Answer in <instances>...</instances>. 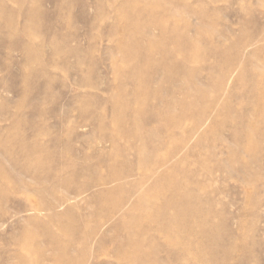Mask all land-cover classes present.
Here are the masks:
<instances>
[{"label": "rangeland", "instance_id": "rangeland-1", "mask_svg": "<svg viewBox=\"0 0 264 264\" xmlns=\"http://www.w3.org/2000/svg\"><path fill=\"white\" fill-rule=\"evenodd\" d=\"M15 1L1 0V4H3L6 10L2 20L7 21L8 19H12L15 23L13 29L10 27L1 29L0 36L1 147L3 144H10L11 147H14L21 138L35 141L34 129L43 130L46 136L43 134L38 141L42 145L45 144V148L48 149L42 156L43 160H48L49 156H51L48 160L51 163L45 168L47 171L49 168L54 170L62 164L61 166H63L64 170L61 177L68 179L70 190L72 191H76L82 186H92L100 180L107 179L113 169L124 175H127L126 172H128L129 183L121 188L124 190H121L116 198L122 200L124 205L127 204L128 208H132L138 200L136 195L139 196V192H137L138 190L135 186L145 171L142 167L144 154L137 150L141 145L140 140L129 141L125 138L120 139V134L118 133L124 132L129 134V130L132 129L136 121L142 122V125L146 126V129L147 127L148 129H152V126L157 127L159 123L155 121L153 114L160 106L159 97L171 94L166 89V85L164 87L160 85L159 87L158 82H154L152 84L154 92H150L152 97L148 98L147 95L143 94L140 97V100L142 99L141 102H143L140 106L136 105L133 109L127 106V104L135 103L134 89L136 84L139 85L141 81L146 79L152 80L150 77H153L155 81H159L155 76L148 75V72H139L141 69H138L139 66L137 64H139L140 59L126 56L119 50V47L124 44H128L131 48L135 47V43L126 40L130 33L127 32L129 30L127 18L121 10H131L133 5L129 4V0H23L25 4L19 6ZM145 1L148 0H136V3L142 4ZM158 1L164 2L163 0ZM240 1H179L181 11H183V15L181 16H183L184 21L177 22V28L188 39H194L193 46L198 49L195 48V57L197 58V55H199V60L194 59L195 62L191 66L193 69L185 65V55L179 52L176 46H173L169 35H166V37L162 36L159 28L153 30V34L157 40L155 46H153L155 47V59H161L160 54L163 49L167 48L170 52L172 49V55L169 52L170 59L167 63L170 66V68L167 66L169 71H172H170L171 74L174 73L177 76L180 74L179 71H183V73L187 72L190 75L192 71V75L194 74L195 78L198 75L196 79H198L199 84L202 86L204 84V94L202 93L204 97L198 95L197 99L193 101L194 108L192 111L194 112H191L193 114H190L186 118L189 122L186 119L175 120V122L173 118V120L167 119L166 121H162L161 125L171 127L177 124L178 121L182 124L183 128L191 129L197 124V121L199 122V118L203 116L202 112L205 107L206 111L208 110L205 116H211L207 123L208 125L213 122L217 114H220L215 121L216 124H214L209 132H206L205 129L202 131L203 137L201 136V139L205 140V144L202 139L201 144H198L196 147L195 141H192L189 144L190 149H187V147L181 148L180 152L176 153V147L181 142L180 134L174 135L175 141L171 145L158 146V140L153 139L150 141V144L157 148L156 155L153 158L154 161H157L155 165L157 163H159V166L163 165L162 170L173 168L174 162L177 160H182L183 162L182 166L178 167V169L175 168L177 170H173L174 172L176 171V175H172V183H180L178 184L180 187H175V183L172 184L170 182L171 186L166 193L169 197L165 194L160 200L191 201L195 199L194 196L199 197L198 200H203L201 207L204 212L202 216L207 223L206 229L197 224L194 227L199 231L195 228H192V231H190L191 225L194 222L191 217H187L186 219L183 217L184 219L182 218L180 223L170 222L168 217L174 213L172 210H169L172 213L168 212L169 214L167 213L166 215L156 212L151 213L154 217L149 213L143 215L141 212L137 213L136 211V213L134 212L131 215L133 219L128 218L130 216L118 213L112 216L113 220L115 219L113 221L109 217L110 215H108L113 209L110 202L108 204L106 202L92 203L89 201L91 200L90 196L92 192L97 190L94 188H91L87 194L75 199L79 201L68 202V204L60 209L59 212L70 210V214L65 217H59L61 218L59 222L57 217H49L47 213H35L31 210L32 204L41 199L39 192L37 193L36 191L38 190L37 188H43L42 185H33L34 181L32 177L34 174L32 172H27L25 175V181H30V184H32L31 186L29 185V189L17 191L16 184L19 179V170H23V165H25L24 161L19 160L18 163L20 164L15 168L17 171H15L16 173L14 171L10 173L9 181L0 177V264H57V259L65 260V263L64 261L61 262L62 264H129L126 261L120 262L117 259L115 241L120 243L126 232L128 230L130 232L131 227L134 230L132 233H135L134 235L132 234L133 242H136V245L143 242L139 245L144 247V256L146 254L147 260L142 264H264V121L262 119L264 118V116L262 117L264 115V99L263 101L260 99L264 95V69L262 70L264 58H246L243 52H241V40L239 38L241 39L242 28L240 26L243 27V13ZM34 5L40 10V14L37 17L39 29L38 31L31 29L30 36L27 37L23 35V30L31 17ZM161 6L159 4L156 8L159 15L163 13V7ZM262 12H264L263 9L257 13V17L260 21V26L264 28V13ZM203 20L205 23L202 22ZM167 24L172 25L170 22ZM251 24L249 22L250 27L252 26ZM196 31L199 33L198 37L194 36ZM195 42L198 43L196 44ZM142 48L143 53L141 55L145 57V52L150 47L147 45V42H144ZM55 49L63 50L65 55L63 57L53 56ZM199 49H201L200 51L203 54L201 52L199 54ZM74 50H76V53ZM217 52L218 54H215ZM221 53L224 55L222 56ZM241 53L244 58L240 55ZM204 54L208 55V57ZM157 55L160 56L158 57ZM81 63L83 64L81 65ZM212 64L216 67H212ZM257 65L259 69L256 68ZM210 67L211 71L208 70ZM230 67L233 72L230 70ZM197 68L200 69L198 70L200 72L197 71ZM220 69L225 72L224 77L221 74L223 71H219ZM176 70L177 73H175ZM138 72L143 74L141 75ZM213 72L215 75L212 74ZM136 73L138 74L137 76ZM183 73L181 74L183 75ZM134 75L135 78L131 77ZM220 77L224 82H222ZM78 83L82 84L79 85ZM221 85H223L222 88ZM247 88L249 89L248 91ZM48 94L52 95L48 96ZM41 95L45 97L42 98ZM247 95L249 96L247 97ZM203 98L206 100H203ZM217 102H219V106H217ZM254 102L257 107L254 105ZM213 105L217 109L216 107H212ZM135 108L137 110L140 109V111H137ZM227 110L231 113L229 114ZM260 114L261 116H259ZM66 118H69V120ZM249 119H252V121H248ZM247 121L250 124V128L254 130L251 141L253 143L255 141L254 145L252 144L255 153L249 155L251 157L254 156L257 160L255 161L254 159L251 162V157L247 153L244 154L243 159L252 163L250 175H259L261 173V180L256 179L252 183L247 182L244 178L245 176L225 172L221 166L222 161L228 160V148L232 146L233 149L239 152L234 145L235 139L233 138V133L239 131V135L242 138L239 136L238 140H241V143L244 142L245 146L249 145L247 141L248 137L244 135L246 134L244 132L246 131L245 126ZM238 124L240 125L239 127L237 126ZM220 126L224 127L221 128ZM260 130L261 132L257 133ZM218 136L222 140H217L216 137ZM111 137L114 138L112 139ZM182 151L189 154L184 155ZM47 153L50 154L48 155ZM174 153H176V156L172 157ZM0 156L1 162H4L3 165L6 164L5 166L7 167L12 166V161L5 157L6 155L3 151H1ZM177 157L178 159H176ZM184 158L186 159L183 160ZM179 169L181 170L179 171ZM207 169H209L210 173ZM151 171L147 172L148 175L151 174ZM201 171H205V173ZM41 175L45 177V171H41ZM150 180L147 183L152 184L154 179L151 178ZM188 181H191V184ZM52 182H55V180L53 179ZM186 183L192 185V187L184 185ZM147 185L145 184V186ZM48 186L44 187L48 188ZM133 188L135 189L133 190ZM177 188L180 191H175ZM208 188H211L210 191L207 190ZM204 190L209 196L203 193ZM5 195L8 197L7 199H5ZM58 195H63L62 191H59ZM170 195L175 198H172ZM131 196L133 197L132 199ZM164 201L162 200V203ZM158 202L161 204V201ZM107 204L109 205L108 207L106 206ZM31 218L39 220L33 222ZM55 218L58 220H53ZM125 219H128V221H124ZM166 220H168V225L165 223ZM121 221L128 223L127 228L121 226ZM129 222L132 223L129 224ZM184 222L188 226L184 225ZM105 223L107 224L105 225ZM153 224L158 226L155 227ZM161 225H165V228ZM163 228L165 230L168 228L169 230L165 232ZM185 232L186 234H181ZM204 232L209 234L207 235L208 237L204 235ZM144 234L148 236L146 237ZM199 235L200 237H198ZM204 239H208V241H204ZM105 241L107 243H104ZM212 241L217 246L213 245ZM216 241L218 242L216 243ZM189 242L193 244L192 247L195 246L196 248L191 252V256L186 258L185 250L187 246L185 245H188ZM208 246L213 247V249L210 250ZM65 247L67 248L66 250ZM217 249H220V251ZM62 252L65 254V258H63Z\"/></svg>", "mask_w": 264, "mask_h": 264}, {"label": "bare ground", "instance_id": "bare-ground-1", "mask_svg": "<svg viewBox=\"0 0 264 264\" xmlns=\"http://www.w3.org/2000/svg\"><path fill=\"white\" fill-rule=\"evenodd\" d=\"M164 2L161 3L159 2L158 0H148V1H145L144 3H136V0H129L128 2H130L129 4L133 5V8L131 10H122V13L124 14V16L127 18V21H128V31L130 33L128 39H126L127 41H131L133 43H135V47L131 48L128 44H124L122 46L119 47V50L126 56H133V58L135 57L136 59H140V62L139 64H137L139 66V72H148V75L151 74V76H155L157 78V80L159 79V81H155L153 77H150V79L152 80H149V79H146L144 81H141V83L138 85L136 84L135 85V89H134V101L135 103L134 104H127V106L130 108V109H133L134 107L137 106H140V104H142L143 102H141L140 100V97H142L143 94L147 95L148 98L152 97L151 93L153 90H152V84H154V82H158L157 84H159V87L160 85H162V87H164L166 85V89L171 93L170 95H166L165 93V97H159V103H160V106L159 108L157 109V111L153 114V117L155 119V121H157L158 126L157 127H153L152 126V129H146V126L142 125V122H134L133 126H132V129L129 130V134H126L124 132H121V133H118L120 134L119 135V138H125L126 140H129V141H136V140H140L141 141V145L140 147L137 148L138 151L140 152H143L144 154V158H143V163H142V167L144 168V173L143 175L141 176V178L139 179V182L136 184V188H137V192H139V196H137L136 194V197H138V200L134 203V205L132 206V208H128L127 207V204L124 205L123 201L122 200H119L118 198H116V196H118V194H120V191L121 190H124V189H121L123 186H125L128 182V178H129V173L126 172L127 175H124L122 174L121 172H118L116 171L115 169H113L111 171V173L109 174L108 178L107 179H103V180H100L96 183H94L92 186H87V187H81L79 189H77L76 191L75 190H70V186H69V181L67 178H62L61 175H62V172H63V166H58L56 167L54 170L50 169L47 171V168L49 166V158L51 156H49L48 160H43V154L45 152H47L48 149L45 148V144H41L39 143V138L41 136H43V134L45 135V131L43 130H36L34 129V140L33 141H30V139H26V138H21L19 139V141L17 142V144L14 146V147H11L10 144H3V146L1 147V137H0V153L1 151L4 152V154L6 155L5 157L6 158H9L11 161H12V166L10 164L11 167H7L5 166L6 164L3 165L4 162H1L0 160V177L4 178L5 180H8L10 179V173H13V171H17L15 168L16 166H18L20 163L19 160L21 161H24L25 165H23V170H19V179H18V183L16 184L17 185V191H21V190H27L29 189V187L32 185L30 184V181H25V175L27 172H32V174H34V176L32 177L33 178V181H34V184L33 185H42L43 188H37L38 190L37 193L39 192V196H40V200L34 202V204H32L31 206V210L35 213L37 212H41V213H47L49 215V217H57L59 219V222H60V219L59 217H65L67 215L70 214V210H67L65 212H59L60 209H62L66 204H68V202H76V201H79V200H75L77 198H80L82 195L84 194H87V192H89V190L91 188H94V189H97L96 191H93L92 192V195L90 196V199L89 200L90 202L92 203H101V202H106L109 204V202L112 204H110L112 206V211L108 213V215H110L109 217L112 218V216L118 214V213H122V215L124 216H130L128 218H131L133 219V217H131V215L134 214V212L137 213L138 212H141L143 215L144 214H151V213H161L163 215H166L169 210H172L174 211L173 214H170V216L168 217L170 220V222H175V223H180L182 218L185 217V219L187 217H191L193 218L194 222L192 223L191 225V230L192 231V228H195L194 225H200L202 227H206L207 226V223L205 222L202 214L204 213L202 211V204H203V200H198L199 197H195V199L191 200V201H188V200H165L164 199H161L168 191H169V188L171 186V183H172V175L175 174V172L173 170H177L178 167L182 166L183 165V162L182 160H177L174 162V165H173V168L171 169H161L163 167V165H160L159 166V163H157L155 165V162L157 161H154V157L156 155V152H157V148L153 147L151 144H150V141H152L153 139H156L158 140L159 142V145L158 146H166V145H171L172 143H174L175 141V136L177 134H180L181 136H179L181 138V142L179 143V146L176 147V153L180 150L181 148H185L187 147V149H190V146L189 144L192 142V141H195L194 144L195 146L197 147V145L201 144V136H202V131H204V129L206 130V132H209L210 129L214 126V124H216V119L217 117H219L220 114H217V116H215V119L213 120V122H211L210 125H208V121L210 119V115L209 116H205L206 112V107L204 108L203 110V116H201L199 118V122L197 121V124L191 128V129H187V128H183L182 124H180L178 121H177V124H174L172 125L171 127H164L161 125L162 121H166L167 119H172L174 118V121L175 120H184L186 119L187 117H189V115L191 114V112H194L192 111V109L194 108L193 107V101L196 100L197 96L198 95H201L203 96V86L199 84V81H197L198 79H196L198 77V75L196 76H193L192 75V71H191V74L188 75L187 72H184L183 71H179L180 74H178L176 76V74H171V72L169 71L168 67L170 68L169 65H167L169 59H170V56L169 54L172 52V49H171V52L169 51V49H163L162 50V53L160 54L161 55V59L160 60H156L155 59V44H156V39H155V36L153 34V30L155 28H159V31L162 33V36H165L166 35H169L171 40H172V43H173V46H176L178 49L179 52L183 53V55H185L184 57L186 58L184 61H185V65L192 68V63L195 62L196 59H198L199 55H197L198 57L196 58L195 55H196V49L194 48L193 46V42H194V39H188L186 37V35H184L183 33H181L178 28H177V22L179 21H184V18L183 16V11H181V5H180V0H163ZM19 6H23L25 3V1L23 0H16L15 1ZM216 2V1H215ZM242 3V6H241V11L243 13V27L240 26L242 28V31H241V39L239 38V40H241V49L244 54V56L246 58H264V28L260 26V21L257 17V13L261 11V9L264 10V0H241L240 1ZM162 5L161 7H163L162 9V14L159 15V13H157L156 11V8H157V5ZM32 6V5H31ZM188 6V5H187ZM34 9H33V12L31 14V17L27 23V25H25V28L23 30V35L25 36H30V30H34V31H38L39 29V22H37V17L39 16L40 14V10L37 9V6L34 5L33 6ZM192 8V7H191ZM186 9V8H185ZM5 9H4V6L3 4H1V0H0V36H1V29H7L8 27L12 28L14 27L15 23L12 19H8L7 21H3V17L5 15ZM187 13V12H186ZM264 13V12H262ZM260 14V13H259ZM261 15V14H260ZM203 16V15H202ZM259 16V15H258ZM264 19V17H263ZM188 20V19H187ZM172 23V25H169L167 24L168 22ZM194 21V20H193ZM202 22L205 23V21L203 20ZM249 22L252 23L251 27L249 26ZM194 23V22H193ZM240 23V24H242ZM205 25V24H204ZM64 26V25H63ZM211 27V26H209ZM189 30V28H187ZM15 30V29H14ZM13 30V32H14ZM127 30V28H126ZM186 31V30H185ZM15 33V32H14ZM194 34V33H193ZM198 32L196 31L195 35L196 37H198ZM188 35V34H187ZM7 36V35H6ZM40 36V35H38ZM37 36V37H38ZM59 36V35H58ZM128 36V35H127ZM190 36V34H189ZM160 37V36H159ZM202 37V36H201ZM62 38V37H61ZM70 38V37H69ZM40 39V37H39ZM67 39V38H65ZM196 39V38H195ZM214 39V38H213ZM71 40V39H70ZM77 40V39H76ZM197 40V39H196ZM225 40V39H224ZM68 41V40H67ZM227 41V40H225ZM64 42V41H63ZM146 43L147 42V45L150 47L148 50H146V58L143 57L141 54L143 53V48H142V44L143 43ZM171 42V41H170ZM128 43V42H127ZM163 43V42H162ZM196 43V42H195ZM198 43V42H197ZM196 43V44H197ZM202 43V42H201ZM200 43V44H201ZM33 44V43H32ZM217 44V43H215ZM214 44V45H215ZM79 45V44H78ZM138 45V47H136ZM164 45V44H163ZM199 45V44H198ZM212 45V44H211ZM218 45V44H217ZM238 46V45H237ZM236 46V47H237ZM240 46V45H239ZM41 47V46H40ZM94 47V46H93ZM170 47V46H169ZM175 47V48H176ZM36 48V46H35ZM76 48V47H75ZM174 48V50H175ZM215 48V46H214ZM217 48V47H216ZM239 48V47H238ZM237 48V50H238ZM39 49V48H38ZM37 49V50H38ZM160 49V48H159ZM220 49V48H218ZM40 50V49H39ZM198 50V49H197ZM201 49H199V54L202 53V51H200ZM212 50V49H211ZM216 50V49H215ZM224 50V49H223ZM75 53H76V50H74ZM73 51V52H74ZM84 51V50H83ZM83 51H81V53H83ZM145 51V50H144ZM217 51V50H216ZM229 51V50H228ZM239 51V50H238ZM170 52V53H169ZM177 52V51H176ZM201 52V53H200ZM240 52V51H239ZM39 53V52H38ZM78 53V52H77ZM174 53V52H173ZM205 53V52H204ZM211 53V51H210ZM40 54V53H39ZM72 54V52H71ZM179 54V53H178ZM203 54V53H202ZM212 54V53H211ZM214 54V53H213ZM215 54H218L215 53ZM214 54V55H215ZM220 54V53H219ZM222 54V53H221ZM243 54L241 53L240 55H242V58L243 57ZM38 55V54H37ZM64 51L62 50H54V53H53V56H56V57H59V56H64ZM159 55V56H160ZM172 55V53H171ZM176 55V54H175ZM206 55V54H204ZM224 54H222L223 56ZM26 56V55H25ZM40 56V55H38ZM81 56V54H80ZM158 56V55H157ZM158 56V57H159ZM208 57V55H206ZM211 56V55H210ZM180 57V56H179ZM216 57V55H215ZM214 57V58H215ZM35 58V57H34ZM129 58V57H127ZM134 58V59H135ZM181 58V57H180ZM179 58V59H180ZM202 58V57H201ZM219 58V57H218ZM30 59V58H29ZM66 59V58H65ZM177 59V57H176ZM195 59V60H194ZM205 59V57H204ZM217 59V58H215ZM220 59V58H219ZM68 60V59H67ZM144 60V61H143ZM174 60V59H173ZM199 60V59H198ZM201 60V59H200ZM202 61V60H201ZM205 61V60H203ZM233 61V60H232ZM236 62V60H234ZM55 62V61H54ZM173 62V61H172ZM220 62V61H219ZM66 63V62H65ZM171 63V62H170ZM197 63V62H196ZM195 63V64H196ZM200 63V62H199ZM215 63V62H214ZM226 63V62H225ZM28 64V63H27ZM68 64V63H67ZM79 64V63H78ZM83 63H81L82 65ZM173 64V63H172ZM180 64V63H179ZM194 64V65H195ZM234 64V63H233ZM56 65V64H55ZM176 65V64H175ZM197 65V64H196ZM227 65V64H226ZM168 66V67H167ZM215 66L212 64V67ZM26 67V66H25ZM53 67V66H52ZM56 67V66H55ZM176 67V66H175ZM182 67V65H181ZM194 67V66H193ZM216 67V66H215ZM79 68V67H78ZM173 68V67H172ZM257 69H259V66L257 65L256 66ZM53 69V68H52ZM177 69V68H175ZM180 69V68H178ZM193 69V68H192ZM218 69V67H217ZM216 69V70H217ZM235 69V67H234ZM264 69V67L262 68V70ZM24 70V69H23ZM28 70V69H27ZM26 70V71H27ZM41 70V69H40ZM39 70V71H40ZM173 70V69H172ZM185 70V69H184ZM187 70V68H186ZM200 70L197 68V71ZM208 70H212L211 67L210 69ZM230 70L233 72V70L231 69L230 67ZM238 70V69H237ZM236 70V72H237ZM219 71H223V70H219ZM28 72V71H27ZM137 72V71H136ZM138 72V73H139ZM190 72V70H189ZM194 72V71H193ZM200 72V71H198ZM262 72V71H261ZM25 73V72H24ZM175 73H177V70L175 71ZM183 73V75L181 74ZM220 73V72H219ZM218 73V74H219ZM224 71L221 73L223 74L222 76L224 77ZM40 74V73H39ZM47 74V73H46ZM141 74V73H139ZM143 74V73H142ZM141 74V75H142ZM209 74V73H208ZM213 75L214 72L212 73ZM227 74V73H226ZM232 74V73H231ZM235 74V73H234ZM27 75V74H26ZM138 74L136 73V76ZM139 75V76H141ZM145 75V74H144ZM143 75V76H144ZM175 76V77H174ZM212 76V75H211ZM219 76V75H218ZM233 76V75H232ZM131 77H134L135 78V75L134 76H131ZM147 77V76H146ZM84 78V77H83ZM211 78V77H209ZM221 78V77H220ZM219 78V79H220ZM53 79V78H52ZM88 79V78H87ZM127 79V78H126ZM125 79V80H126ZM132 79V78H131ZM139 79V78H138ZM215 79V78H214ZM240 79V78H239ZM50 80V79H49ZM56 80V79H55ZM128 80V79H127ZM141 80V79H139ZM137 80V81H139ZM200 80V79H199ZM213 80V79H212ZM216 80V79H215ZM214 80V81H215ZM222 80V78H221ZM80 81V80H79ZM89 81V79H88ZM201 81V80H200ZM218 81V80H217ZM1 82V81H0ZM55 82V81H54ZM84 82V81H83ZM222 82H224L222 80ZM222 82H220L222 84ZM52 83V82H50ZM86 83V82H85ZM133 83V82H132ZM218 83V82H217ZM216 83V86L218 87ZM48 84V83H47ZM45 84V85H47ZM79 84V83H78ZM82 84V83H81ZM79 84V85H81ZM54 85V84H53ZM223 85H221V88H222ZM50 87V86H48ZM47 87V89H48ZM51 88V87H50ZM53 88V87H52ZM158 88V87H157ZM46 89V90H47ZM144 91H143V90ZM162 89V88H161ZM215 89V88H214ZM217 89V88H216ZM259 89V88H258ZM41 90V89H40ZM45 90V89H43ZM42 90V91H43ZM53 90V89H52ZM132 90V89H131ZM160 90V89H159ZM212 90V89H211ZM220 90V89H218ZM249 89L247 88V91ZM263 90V89H262ZM48 91V90H47ZM46 91V93H47ZM207 91V90H206ZM51 92V91H50ZM48 92V93H50ZM133 92V91H131ZM154 92V91H153ZM162 92V90H161ZM251 92V91H250ZM255 92V91H254ZM44 93V92H43ZM45 93V94H46ZM53 93V92H52ZM203 93V94H202ZM207 93V92H205ZM263 93V91H262ZM164 94H162L164 96ZM178 94V95H177ZM249 94V93H248ZM255 94V93H254ZM253 94V95H254ZM49 95H52V94H48ZM144 95V96H145ZM161 95V94H160ZM251 95V94H249ZM247 95V97L249 96ZM48 96H46L48 98ZM81 96V95H80ZM132 96V95H131ZM208 96V95H207ZM216 96V95H214ZM219 96V95H218ZM40 97V96H39ZM42 97V95H41ZM45 96H43L42 98H44ZM204 97V96H203ZM253 97H256V96H253ZM258 97V96H257ZM46 98V99H47ZM83 98V97H82ZM80 98V99H82ZM206 98V97H205ZM203 98V100L205 99ZM78 99V98H77ZM145 99V98H144ZM156 99V97H155ZM216 99V97H215ZM262 101L264 99V95L260 98ZM149 100V99H148ZM206 100V99H205ZM218 100V99H217ZM221 100V99H220ZM40 101V100H39ZM77 101V100H76ZM79 101V99H78ZM84 101V100H83ZM147 101V100H145ZM144 101V102H145ZM199 101V100H198ZM214 101V100H213ZM256 101V100H255ZM81 102V100H80ZM141 102V103H140ZM157 102V101H156ZM253 102V101H252ZM40 103V102H39ZM133 103V102H132ZM219 102H217L218 104ZM221 103V102H220ZM198 104V103H197ZM254 105H255V102H254ZM258 105V104H257ZM85 106V105H84ZM125 106V105H124ZM199 106V104H198ZM206 106V105H205ZM209 107V105H207ZM211 106V105H210ZM219 106V104L217 105ZM221 106V105H220ZM223 106V105H222ZM229 106V105H228ZM256 106V105H255ZM255 106H254V109H255ZM260 106V105H259ZM141 107H144V106H141ZM146 107V106H145ZM212 107H216V106H212ZM225 107V106H224ZM232 107V106H230ZM252 107V106H251ZM257 107V106H256ZM263 107V106H262ZM157 108V107H156ZM179 109L178 113H177V110ZM199 108V107H198ZM220 108V107H219ZM261 108V107H260ZM136 109V108H135ZM214 109V108H213ZM217 109V107H216ZM221 109V108H220ZM223 109V108H222ZM227 109V108H226ZM225 109V111H226ZM253 109V108H252ZM40 110V109H39ZM137 110V109H136ZM155 110V109H153ZM262 110V109H261ZM263 110H264V107H263ZM137 111H140V109H138ZM151 111V110H150ZM215 111V110H213ZM252 111V110H251ZM250 111V112H251ZM256 111V110H255ZM260 111V110H259ZM218 112V111H217ZM227 112L229 113V111L227 110ZM254 112V111H253ZM257 112V111H256ZM134 113V112H133ZM231 113V112H230ZM229 113V114H230ZM255 113V112H254ZM259 113V112H257ZM256 113V114H257ZM262 113V111H261ZM264 113V112H263ZM137 114V113H136ZM193 114V113H192ZM191 114V115H192ZM250 114V113H249ZM0 115H1V105H0ZM135 115V114H134ZM258 115V114H257ZM137 116V115H136ZM243 116V115H242ZM256 116V115H255ZM254 116V117H255ZM261 116V114L259 115ZM264 115H262L263 117ZM138 117V116H137ZM136 117V118H137ZM199 117V116H198ZM244 117V116H243ZM247 117V116H246ZM261 117V118H262ZM100 118V117H99ZM98 118V120H99ZM120 118V117H119ZM139 118V117H138ZM193 118V117H192ZM225 118V117H224ZM248 118V117H247ZM39 119V118H38ZM69 120V118H66ZM191 119V118H190ZM195 119V118H194ZM193 119V120H194ZM198 119V118H196ZM263 121H264V118H262ZM101 120V119H100ZM103 120V119H102ZM188 119H186L187 121ZM192 120V121H193ZM195 121V120H194ZM218 121V120H217ZM220 121V120H219ZM248 121H252V119L248 120ZM246 122V126H245V129L246 131L244 133L245 136L247 135L248 137V142H249V145L248 146H245L244 142L241 143V140L239 141L238 138H239V134L240 132H236V133H233V138L235 139V142H234V145L235 147H237L238 151L233 149V147L229 146L230 148H228L227 151H229V157H228V160L227 161H222L221 163V166L222 168L225 170V172H229V173H235V174H238V175H242L245 180L247 182H250L252 183L253 181H255L256 179L259 180L260 179V174L259 175H250V166L252 165V161H255L257 160L254 156H250L252 155V153H255L253 151V145L255 143H253V141H251L252 139V136L254 134V130L250 128V124H248L249 122ZM262 121V120H261ZM153 122V121H152ZM151 122V123H152ZM176 122V121H175ZM189 122V121H187ZM222 122V120H221ZM28 123V122H27ZM33 123V122H32ZM186 123V122H185ZM195 123V122H194ZM191 124V123H190ZM254 125V123H252ZM34 125V124H32ZM97 125H99V123H97ZM102 125V124H101ZM154 125V124H153ZM256 125V124H255ZM261 125V123H260ZM259 125V126H260ZM30 126V125H29ZM122 126V125H121ZM238 127L240 126L239 124L237 125ZM242 126V125H241ZM48 127V126H47ZM191 127V126H190ZM219 127V125H218ZM221 127V126H220ZM224 127V126H223ZM221 127V128H223ZM226 127V126H225ZM257 127V126H256ZM189 128V127H188ZM228 128V127H227ZM226 128V129H227ZM108 129V128H107ZM116 129V128H115ZM114 129V130H115ZM120 129V128H119ZM20 130V128H19ZM242 130V129H241ZM259 130V129H258ZM262 130V129H261ZM258 131L257 133L261 132ZM11 131V130H10ZM29 131V130H28ZM33 131V130H32ZM116 131V130H115ZM122 131V130H121ZM257 131V130H256ZM263 131V130H262ZM21 132V131H20ZM31 132V131H30ZM100 132V131H98ZM232 132V131H231ZM95 133V131H94ZM110 133V132H109ZM115 133V132H114ZM116 134V133H115ZM219 134V133H218ZM222 134V132H221ZM262 134V133H261ZM16 135V134H15ZM175 135V136H174ZM242 135V134H241ZM46 136V135H45ZM105 136V135H104ZM107 136V135H106ZM244 136V137H245ZM256 136V135H255ZM48 137V135H47ZM118 137V136H117ZM203 137V136H202ZM222 137V136H221ZM241 137V136H240ZM243 137V138H244ZM16 138V137H15ZM60 138V137H59ZM112 139L114 137H111ZM242 138V137H241ZM255 138V137H254ZM12 139V138H11ZM117 139V138H116ZM217 140H222L219 136L216 137ZM231 139H232V136H231ZM233 139V140H234ZM261 141V139H259ZM38 141V142H37ZM202 141H204V144H205V140L203 139ZM207 141V140H206ZM13 142V141H12ZM258 142V141H257ZM11 143V142H10ZM49 143V142H48ZM59 143V142H58ZM223 143V142H222ZM15 144V143H14ZM248 144V143H247ZM253 144V145H252ZM63 145V144H62ZM16 147V148H15ZM174 147V146H173ZM209 147H211L209 145ZM255 147V146H254ZM72 148V147H71ZM252 148V149H251ZM257 148V147H256ZM2 149V150H1ZM66 149V148H65ZM166 149V148H165ZM206 149V148H205ZM211 149V148H210ZM71 150V149H69ZM186 150V149H185ZM259 150V149H258ZM183 152V151H182ZM187 152V151H186ZM192 152V151H191ZM196 152V151H195ZM262 152V151H261ZM69 153V152H68ZM67 153V154H68ZM176 153L172 154L174 156H176ZM184 153V152H183ZM193 153V152H192ZM198 153V152H197ZM200 153V152H199ZM250 154L249 157H251V162H247L243 159V156L244 154ZM48 154V153H47ZM46 154V155H47ZM50 154V153H49ZM48 154V155H49ZM73 154V153H71ZM70 154V155H71ZM187 155L189 153H184V155ZM195 154V153H193ZM213 154V153H212ZM142 155V154H141ZM196 155V154H195ZM247 155V156H248ZM73 156V155H72ZM182 156V155H180ZM179 156V157H180ZM190 156V155H189ZM188 156V157H189ZM199 156V155H198ZM226 156V155H225ZM246 156V155H245ZM261 156V155H260ZM1 157V156H0ZM54 157V156H53ZM58 157V156H57ZM75 157V156H74ZM185 157V156H183ZM187 157V158H188ZM258 157V155H257ZM4 158V159H6ZM46 158V157H45ZM141 158V157H140ZM247 158V157H246ZM47 159V158H46ZM61 159V158H60ZM72 159V158H71ZM178 159V157L176 158ZM182 159V158H181ZM186 158H184L183 160H185ZM200 159V158H199ZM212 159V158H210ZM209 159V160H210ZM216 159V158H215ZM260 159V158H258ZM9 160V161H10ZM53 160V158H52ZM153 160V161H152ZM166 160V159H165ZM173 160V159H172ZM216 160H219V159H216ZM198 161V160H197ZM207 161V160H206ZM211 161V160H210ZM173 162V161H172ZM185 162H188V161H185ZM190 162V161H189ZM264 162V161H263ZM10 163V162H9ZM78 163V162H77ZM169 163V162H168ZM215 163V162H214ZM260 163V162H259ZM76 164V163H74ZM185 164V163H184ZM195 164V163H194ZM205 165V163H203ZM263 164V163H261ZM77 165V164H76ZM158 165V166H157ZM217 165V164H216ZM67 166H70V165H67ZM154 166H155V169H154ZM185 166V165H184ZM207 166V165H206ZM211 166V165H209ZM264 166V165H263ZM72 167V166H71ZM153 167V168H152ZM74 168V167H73ZM72 168V169H73ZM177 168V169H175ZM218 168V167H216ZM71 169V168H70ZM154 169V170H153ZM205 169V168H204ZM150 170L151 171V174L148 175L147 172H149ZM181 169H179L180 171ZM202 170V169H201ZM209 169H207L208 171ZM262 170V169H261ZM9 171V172H8ZM41 171H45L46 173V176L43 177L41 175ZM72 171V170H71ZM184 171V170H183ZM198 171V170H197ZM206 171V169H205ZM202 172V173H205ZM220 171V170H219ZM200 172V173H201ZM209 172V171H208ZM207 172V173H208ZM16 173V172H15ZM71 173V172H70ZM180 173V172H179ZM184 173V172H183ZM210 173V172H209ZM258 174V173H257ZM69 175V174H68ZM71 175V174H70ZM176 175V174H175ZM183 175V174H182ZM56 176V177H55ZM192 176V175H191ZM195 176V175H193ZM201 178V176H199ZM206 177V175H205ZM215 177V176H214ZM18 178V177H17ZM132 178V177H131ZM153 178V182L152 184H149L147 183L148 181H151L150 179ZM181 178V177H180ZM183 178V177H182ZM190 178V177H189ZM212 178V176H211ZM55 180V182H52V180ZM176 179V178H175ZM193 179V178H192ZM178 180V179H176ZM181 180V179H180ZM185 181V179H183ZM204 181V179H202ZM261 180V179H260ZM130 181V180H129ZM182 181V180H181ZM171 182V183H170ZM189 182V181H188ZM191 182V181H190ZM189 182V183H190ZM201 182V181H200ZM133 183V182H132ZM175 182H173L172 184H174ZM182 183V182H181ZM203 183V182H202ZM49 184H51L50 186H48ZM145 184H148L147 186H145ZM180 184V183H178ZM178 184L175 183V187L177 186L178 188L180 186H178ZM191 184V183H190ZM196 186H197V183H195ZM247 184V183H246ZM30 185V186H29ZM184 185H188L187 183L184 184ZM183 185V186H184ZM199 185V184H198ZM44 186H48V188H45ZM188 186H191L192 185H188ZM201 186V185H200ZM187 188V186H185ZM185 187H182V188H185ZM199 187V186H197ZM172 188V187H171ZM175 189L176 190H178ZM196 188V187H195ZM101 189V190H99ZM135 188H133L134 190ZM173 189V188H172ZM211 188H208L207 190L210 191ZM184 190V189H183ZM206 190V188H205ZM205 190L203 193H205ZM59 191H62V194L63 195H58V192ZM171 191V190H170ZM180 191V189L178 190ZM5 192V191H4ZM35 192V191H33ZM174 192V191H173ZM184 192V191H183ZM188 192V190H187ZM186 192V193H187ZM192 192V191H191ZM202 192V191H201ZM200 192V193H201ZM215 192V190H214ZM3 193V192H2ZM122 193V192H121ZM171 193V192H170ZM178 193V192H177ZM126 194V192H125ZM207 194V193H205ZM211 194V193H210ZM167 195V194H166ZM173 195V193H172ZM175 195H177L175 193ZM183 195V194H181ZM188 195V194H187ZM190 195V194H189ZM199 195V194H198ZM201 195V194H200ZM208 195V194H207ZM121 196V195H119ZM124 196V195H123ZM133 196V194H132ZM131 196V199L133 198ZM168 196V195H167ZM171 196V195H170ZM209 196V195H208ZM212 197V194L210 195ZM169 197V196H168ZM172 197V196H171ZM191 196H189L190 198ZM207 197V196H206ZM8 197H6L5 195V199H7ZM165 198V197H164ZM172 198H175L174 196ZM171 198V199H172ZM137 199V198H136ZM149 199H155V200H149ZM156 199H159V200H156ZM168 199V198H167ZM192 199V198H190ZM207 199V198H206ZM213 199V198H212ZM0 200H1V183H0ZM162 200L164 201L162 203ZM132 201V200H131ZM134 201V200H133ZM158 201H161V204L158 202ZM206 203V202H205ZM204 203V204H205ZM106 205L107 207L109 205ZM131 207V206H130ZM204 207V206H203ZM208 207V205H207ZM206 209V208H205ZM211 210V209H210ZM26 211V210H25ZM172 211H170L172 213ZM105 212V211H104ZM169 212V213H170ZM210 212V211H209ZM168 213V214H169ZM46 214V215H47ZM140 214V213H139ZM19 215V214H18ZM107 215V214H106ZM137 215V214H136ZM141 215V214H140ZM152 215V214H151ZM124 216H122L123 218H125ZM135 216V215H134ZM153 216V215H152ZM158 216V214H157ZM105 217V216H104ZM136 217V216H135ZM145 217V216H144ZM154 217V216H153ZM166 217V216H165ZM83 218V217H82ZM164 218V217H163ZM58 219H53V220H58ZM66 219V218H65ZM130 219V220H131ZM135 219V218H134ZM162 219V217H161ZM184 219V218H183ZM208 219V218H207ZM37 218H31V221L33 222H36ZM52 220V219H51ZM50 220V221H51ZM64 220V219H63ZM113 220V218H112ZM115 220V219H114ZM113 220V221H114ZM166 220V224H167V221ZM210 220V219H208ZM30 221V220H29ZM124 221H128V219L124 220ZM158 221V220H157ZM162 221V220H161ZM187 221V220H186ZM190 221V220H189ZM63 222V221H62ZM111 222V221H110ZM169 222V223H170ZM188 222V221H187ZM213 222V221H212ZM53 223V222H52ZM117 223V222H116ZM122 225L121 226H127V222H122ZM132 222H129V224H131ZM164 223V222H163ZM163 223H160V224H163ZM164 223V224H165ZM183 223V222H182ZM190 223V222H189ZM28 224V223H27ZM32 224V222H31ZM35 224V223H34ZM61 224V223H60ZM107 223H105L106 225ZM155 224V222H154ZM153 224V225H154ZM174 224V223H173ZM116 225V224H115ZM168 225V224H167ZM166 225V226H167ZM172 225V224H170ZM177 225V224H176ZM184 225H187L185 222H184ZM120 226V225H119ZM129 226V225H128ZM132 226V225H131ZM150 226V225H149ZM155 227L158 226V225H154ZM162 226V225H161ZM164 228H165V225H163ZM162 226V227H163ZM188 226V225H187ZM186 226V227H187ZM141 227V226H140ZM144 227V226H143ZM148 227V226H147ZM153 227V228H155ZM181 227V225H180ZM127 228V227H126ZM125 228V229H126ZM160 228V227H159ZM163 228V229H164ZM171 228H173L171 226ZM182 228V227H181ZM188 228V227H187ZM68 229V228H67ZM129 229V228H128ZM130 232L129 230L126 232L125 236H123V239L122 241L119 243L118 241H115V246L117 248V251H116V256H117V259L120 261V262H123V261H126L127 263L131 264H135V263H139V264H142L143 262H145L147 260V257H146V254L144 256V247L143 246H140L139 244L140 243H143V242H140L138 245H136V242L134 243L133 242V239H132V236L135 234V233H132V231H134L132 229V227L130 228ZM143 229V228H142ZM151 229V228H150ZM183 229V228H182ZM196 229V228H195ZM206 229V228H205ZM75 230V229H73ZM124 230V229H123ZM137 230V229H136ZM135 230V231H136ZM147 231V229H145ZM144 230V231H145ZM158 230V229H157ZM167 230H169L167 228ZM167 230L164 229L165 232H167ZM171 230V229H170ZM198 230V229H196ZM122 231V229H121ZM139 231V230H138ZM161 231V229H160ZM163 231V232H164ZM172 231V230H171ZM169 231V232H171ZM199 231V230H198ZM201 231V230H200ZM73 232V231H72ZM114 232V231H113ZM120 232V230H119ZM125 232V231H124ZM123 232V233H124ZM137 232V231H136ZM148 232V231H147ZM164 232V233H165ZM178 232V231H177ZM183 232V231H182ZM193 232H194V229H193ZM202 232V231H201ZM200 232V234H201ZM139 233V232H138ZM149 233V232H148ZM196 233L198 234V232L196 231ZM215 233V232H214ZM66 234V232H65ZM76 234V233H74ZM133 234V235H132ZM146 234V233H145ZM144 234V235H145ZM180 234V233H179ZM181 234H186L185 233H181ZM188 234V233H187ZM32 235V234H31ZM35 235V234H33ZM37 235V234H36ZM67 235V234H66ZM70 235V234H69ZM195 235V234H194ZM204 235L207 236L209 234H206L204 232ZM106 236V235H105ZM146 236V235H145ZM148 236V235H147ZM146 236V237H147ZM151 236V235H150ZM215 236V235H214ZM71 237V236H70ZM200 237V235L198 236ZM208 237V236H207ZM217 237V236H216ZM142 238V237H141ZM187 238V237H186ZM212 238V237H211ZM219 238V236H218ZM96 239V238H95ZM117 239V238H116ZM143 239H145L143 237ZM201 239V238H200ZM114 240V239H113ZM120 240V239H119ZM152 240V239H151ZM154 240V239H153ZM187 241V239H185ZM194 240V239H193ZM192 240V242H193ZM210 240V239H209ZM108 241V240H107ZM143 241V240H142ZM149 241V240H148ZM195 241V240H194ZM199 241V240H198ZM197 241V242H198ZM204 241H208L204 239ZM203 241V242H204ZM220 241V239H219ZM112 242V241H111ZM139 242V241H138ZM147 242V240H146ZM210 242V241H209ZM213 242V241H212ZM218 241H216L217 243ZM104 243H107L106 241ZM113 243V242H112ZM219 243H223V242H219ZM94 244V243H93ZM150 244V243H149ZM194 244V242H193ZM190 242L189 244L185 245L187 246L186 250H185V254H186V258L190 257L191 256V252H193L195 250V246L192 247V245ZM199 244V243H197ZM203 244V243H201ZM207 244V243H206ZM82 245V244H81ZM180 245V244H179ZM213 245H216L214 244L213 242ZM199 246V245H198ZM204 246V245H203ZM217 246V245H216ZM181 247V246H180ZM209 247V246H208ZM183 248V247H182ZM210 250L213 249V247H209ZM219 248V247H217ZM41 249V248H40ZM64 247L62 248V251H63ZM67 248L65 247V250ZM102 249V248H100ZM146 249V248H145ZM200 249V248H199ZM197 249V250H199ZM202 249V248H201ZM69 250V249H68ZM71 250V249H70ZM159 250V249H158ZM204 250V249H203ZM216 250V248H215ZM218 250V249H217ZM214 251V250H213ZM220 251V249L218 250ZM36 252V251H35ZM180 252H182L180 250ZM209 252V251H208ZM63 253V252H62ZM155 253V252H154ZM158 253V252H157ZM179 253V252H178ZM150 254V253H149ZM209 254V253H208ZM40 255V254H39ZM64 257L65 258V254L63 253ZM157 255V254H156ZM44 256V255H43ZM70 256V255H69ZM210 256V255H209ZM57 257V255H56ZM176 257V256H174ZM67 258V256H66ZM72 258V257H71ZM177 258V257H176ZM172 259V258H171ZM46 260V259H45ZM69 260V259H68ZM72 260V259H71ZM168 260V259H167ZM173 260V259H172ZM65 263V260H62V259H57V264H62L61 262ZM70 261V260H69ZM67 262V260H66ZM119 262V263H120ZM157 262V261H156ZM179 262V261H178ZM202 262V261H201ZM63 263V264H64ZM68 263V262H67ZM79 263V261H78ZM168 263V262H167ZM69 264V263H68ZM147 264V263H146ZM171 264V263H170ZM173 264V263H172Z\"/></svg>", "mask_w": 264, "mask_h": 264}]
</instances>
